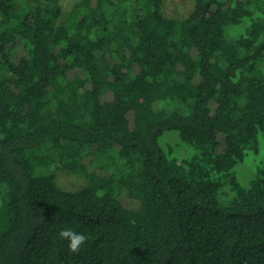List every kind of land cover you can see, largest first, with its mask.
I'll return each mask as SVG.
<instances>
[{
    "label": "trees",
    "instance_id": "16d2710c",
    "mask_svg": "<svg viewBox=\"0 0 264 264\" xmlns=\"http://www.w3.org/2000/svg\"><path fill=\"white\" fill-rule=\"evenodd\" d=\"M163 5L0 0V264H264V0Z\"/></svg>",
    "mask_w": 264,
    "mask_h": 264
},
{
    "label": "rangeland",
    "instance_id": "374dc122",
    "mask_svg": "<svg viewBox=\"0 0 264 264\" xmlns=\"http://www.w3.org/2000/svg\"><path fill=\"white\" fill-rule=\"evenodd\" d=\"M80 0H60L63 8V13L66 12L78 3ZM191 0H164V12L168 16L182 18L190 9ZM162 147L167 150L168 146L172 147V154L176 156H186L187 153L181 151V143L176 136V132H166L162 134L160 139ZM264 165V138H259L258 150H248L242 162L235 166V174L238 181L242 185H247L248 182L255 176L256 169ZM57 183L66 188H77L83 185L84 180L71 174L59 172L57 174Z\"/></svg>",
    "mask_w": 264,
    "mask_h": 264
},
{
    "label": "clouds",
    "instance_id": "9594fccd",
    "mask_svg": "<svg viewBox=\"0 0 264 264\" xmlns=\"http://www.w3.org/2000/svg\"><path fill=\"white\" fill-rule=\"evenodd\" d=\"M58 235L61 239L66 240L68 242L67 247L72 253L78 252L80 250L81 245H83L87 240V237L83 233H77L71 228H65L60 230Z\"/></svg>",
    "mask_w": 264,
    "mask_h": 264
}]
</instances>
